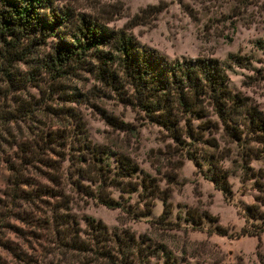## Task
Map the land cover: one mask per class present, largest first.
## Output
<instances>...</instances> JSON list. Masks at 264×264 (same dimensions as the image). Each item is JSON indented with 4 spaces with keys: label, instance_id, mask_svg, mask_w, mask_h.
Instances as JSON below:
<instances>
[{
    "label": "rangeland",
    "instance_id": "obj_1",
    "mask_svg": "<svg viewBox=\"0 0 264 264\" xmlns=\"http://www.w3.org/2000/svg\"><path fill=\"white\" fill-rule=\"evenodd\" d=\"M48 5L122 29L169 60H218L229 89L264 118V0H49ZM53 41L52 35L43 44L24 41L18 48L24 60L13 64L11 80L1 70L0 53V264H107L57 241L51 217L58 198L50 194L56 190L64 205L69 201L67 211L81 229L88 216L109 233L144 236L165 246L175 264H264V232L248 233L259 222L248 217V208L264 213V138L247 135L241 145L220 126L198 130L199 121L191 120L198 140L183 130L175 140L125 103L126 88L113 91L84 71L61 78L47 72L42 59ZM210 121L217 123L215 116ZM42 133L54 136V143L38 142V149ZM87 141L90 147L128 156L137 168L130 179L134 189L108 191L120 196L128 211L77 194L72 170ZM213 141L215 149L206 144ZM29 145L34 151L23 153L21 147ZM241 146L249 158L243 159ZM57 150L62 155L52 152ZM186 151L204 156L196 161ZM114 155L104 160L111 168L117 166ZM48 161L52 168L44 165ZM58 164L59 173L53 169ZM9 165L18 169L20 186L12 184ZM216 171L226 174L228 198L209 178ZM51 176L59 177V186L49 182ZM146 180L168 195L164 224L159 217L165 205L141 188ZM156 262L151 258L149 264Z\"/></svg>",
    "mask_w": 264,
    "mask_h": 264
},
{
    "label": "trees",
    "instance_id": "obj_2",
    "mask_svg": "<svg viewBox=\"0 0 264 264\" xmlns=\"http://www.w3.org/2000/svg\"><path fill=\"white\" fill-rule=\"evenodd\" d=\"M48 3L49 0H0V53L4 57L1 70L5 72L6 78H11L13 64L24 60L18 57V48L24 41L30 46L43 44L52 35V51L42 59V66L47 72L61 78L73 70L84 71L93 74L100 83L113 91L126 88L125 103L142 112L150 122L167 129L175 140L180 139L182 130L186 137L198 140L191 120L199 121L198 130L210 125L213 128L220 126L232 142L241 145L247 135L249 138H264L263 116L250 107L245 98L229 89L223 63L205 57L169 60L155 49L141 45L122 29L109 28L83 15L75 16L69 9L55 11ZM211 116L216 117L217 123L210 121ZM0 119H3L1 113ZM245 130L249 131L245 133ZM37 137L39 141L35 146L38 149V142L45 146L54 143V136L50 133H42ZM56 137L64 140L62 135L57 134ZM88 144V141L83 142L85 151L78 155L72 170V182L77 194L88 196L107 208L128 211L129 205L120 196L117 199L112 197L108 191L110 188L122 193L134 189L130 179L137 168L128 156H115L114 153ZM206 144L217 148L214 141L213 144ZM61 145L64 146L58 143V146ZM241 148L243 159L249 158L250 153L245 152L244 146ZM21 149L23 153L32 152L33 146H22ZM52 152L60 154L58 150ZM186 154L196 161L204 156L187 151ZM110 155L115 156L113 160L117 164L113 168L104 162ZM207 156L212 158L213 155ZM50 163L48 161L44 165L52 168ZM8 168L12 184L20 186L24 181L18 180V169L12 165ZM53 169L59 173L61 165H55ZM58 178L51 176L48 180L54 186H59ZM209 178L225 198L231 195L225 173L216 171ZM146 181H141V188L149 190L154 198H160L165 205L159 217L164 224L165 216L169 213L168 195L151 184V180ZM83 182L87 185H83ZM50 194L53 199L58 198L57 210L51 217L56 227L55 237L68 250L90 254L107 264H149L151 258L157 260L156 264H175V259L165 246L149 239L147 241L144 236L136 238L127 231L109 233L104 224L88 216L83 218L84 229H81L78 220L67 211L69 201L65 205L61 201L62 192L56 190ZM61 211L66 213L61 214ZM248 217L259 220L251 224L256 230L248 231L249 234L264 232L263 212L256 207H249ZM191 219L194 220V217ZM82 235H85L84 239Z\"/></svg>",
    "mask_w": 264,
    "mask_h": 264
}]
</instances>
